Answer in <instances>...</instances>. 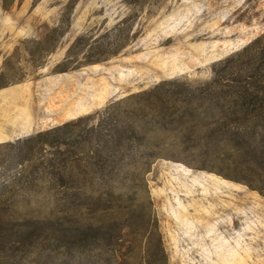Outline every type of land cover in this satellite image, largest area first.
I'll use <instances>...</instances> for the list:
<instances>
[{
	"label": "rangeland",
	"instance_id": "obj_1",
	"mask_svg": "<svg viewBox=\"0 0 264 264\" xmlns=\"http://www.w3.org/2000/svg\"><path fill=\"white\" fill-rule=\"evenodd\" d=\"M263 33L264 0H0V145L79 117L93 130L72 197L0 162V264H264V181L225 154L202 100ZM98 130L115 135L102 157ZM37 218L105 238L58 254Z\"/></svg>",
	"mask_w": 264,
	"mask_h": 264
},
{
	"label": "trees",
	"instance_id": "obj_2",
	"mask_svg": "<svg viewBox=\"0 0 264 264\" xmlns=\"http://www.w3.org/2000/svg\"><path fill=\"white\" fill-rule=\"evenodd\" d=\"M215 69L213 78L202 88L203 101L214 103L217 115L208 121L210 134L218 133L225 140V154L235 156L239 163L247 164L256 174V180L264 181V33L253 39L239 52L223 60ZM163 105L159 116L166 118L173 99L157 86L153 91ZM90 116L79 117L33 135L1 144L3 153L0 162L16 164L20 170L13 178L43 181L52 177L61 182L54 188H64V196L72 197L69 190H76L74 180L77 165L85 164V173L91 168L93 156L90 149H83V143H90L93 130L75 132ZM116 129V126H114ZM115 137L112 130L97 131V152L102 157L108 143ZM121 142V140H120ZM2 149V148H1ZM29 167V170H28ZM89 169V170H88ZM27 171V172H26ZM61 190V189H60ZM29 229L32 235H43L44 240H55V251L82 253L93 242L104 239L99 227L55 226L50 232H35L42 219H31Z\"/></svg>",
	"mask_w": 264,
	"mask_h": 264
}]
</instances>
